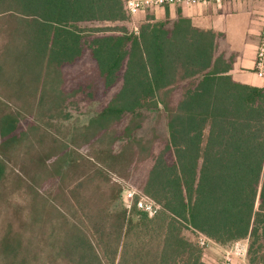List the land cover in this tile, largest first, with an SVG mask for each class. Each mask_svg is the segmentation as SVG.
<instances>
[{"label":"trees","instance_id":"1","mask_svg":"<svg viewBox=\"0 0 264 264\" xmlns=\"http://www.w3.org/2000/svg\"><path fill=\"white\" fill-rule=\"evenodd\" d=\"M178 6L135 31L124 0H0V264H207L200 235L247 239V262L264 264V86L235 80L221 34ZM86 54L100 82L67 84ZM81 101L98 113L52 127ZM158 105L166 142L140 160L137 117ZM145 159L152 216L114 179Z\"/></svg>","mask_w":264,"mask_h":264},{"label":"crops","instance_id":"2","mask_svg":"<svg viewBox=\"0 0 264 264\" xmlns=\"http://www.w3.org/2000/svg\"><path fill=\"white\" fill-rule=\"evenodd\" d=\"M263 6L264 0H225L207 5H185L182 10L194 26L221 34L217 41L218 48L225 55L232 56L230 74L235 80L254 86H264V77H257L253 73ZM179 8L181 7L178 5H171L146 13L151 14L156 20L165 18L172 20L176 18ZM236 243L247 247V239L235 241L229 246L210 242L205 249L203 260L207 264H218L223 252L232 249ZM247 263L246 253L233 256V264Z\"/></svg>","mask_w":264,"mask_h":264},{"label":"rangeland","instance_id":"3","mask_svg":"<svg viewBox=\"0 0 264 264\" xmlns=\"http://www.w3.org/2000/svg\"><path fill=\"white\" fill-rule=\"evenodd\" d=\"M148 15L152 16L149 13H140L134 16L133 18H131L130 21L126 23V26L131 30L133 29L134 26L137 27L141 25V23L144 22L145 18H147ZM92 25L94 26V24ZM228 56L229 54H227V57ZM65 75L67 78L66 80L67 84H69L71 81H77V80L83 83L100 82L96 68L93 62L91 61V59L89 58L88 54H86L79 61L78 64L74 65L73 67L66 68ZM235 78L242 81V79H240L239 77H235ZM183 87H185V82H180L173 89L171 93V104H174L179 99ZM114 91L115 89L110 90L109 95H111ZM99 108L100 106H98V103L96 101H90L89 103L81 101L78 104H73V106L70 107V111H69L71 118L68 121H63L62 123L60 121L53 122L54 125H52V127L54 128L58 127L60 131L63 132L70 129L74 125H82L86 123L87 119L90 116L98 113ZM138 115L139 116L137 117V121L139 123V127L134 131L133 136L140 141L138 147L140 148V150L142 149L140 155V160H141L148 154L147 152L149 150V145H150L149 142H152L150 148L151 150H149L152 153H157L160 149L163 148L167 138V132L165 126L166 114L163 109V106L158 105V107L155 108L141 109ZM128 119L129 116H125L123 120L115 124L112 128L116 130L118 133H121L122 128L124 127ZM54 128H50V129L53 131ZM121 141L117 142V146L115 148L116 150H119L128 142L130 146L134 145V141H130V140H128L127 142L125 140H121ZM149 163L150 161L148 159L139 161V165L137 169L134 168L132 174L126 175L124 179L118 177L117 175H114V179L121 182L124 188L127 185H129L139 190L143 173H145ZM15 170L16 171L21 170L20 165L17 166ZM185 234L189 237L190 236L192 237V233L190 230H185Z\"/></svg>","mask_w":264,"mask_h":264},{"label":"built area","instance_id":"4","mask_svg":"<svg viewBox=\"0 0 264 264\" xmlns=\"http://www.w3.org/2000/svg\"><path fill=\"white\" fill-rule=\"evenodd\" d=\"M222 1L225 0H124V5L127 13L131 18H133L140 13H146L147 11L165 6H185L197 4L207 5L212 3H221ZM133 30L136 31L137 27L134 26ZM253 73L257 77H264V6L262 8V26L259 34V41L255 49ZM124 197L127 208H130L131 205L135 203L136 207L147 213L149 216L156 214L161 208L160 205L153 199L129 185L124 188ZM198 241L199 244L205 248L211 242L203 235L199 236ZM246 251L247 247H243L242 245L236 243L233 245L232 249H227L223 252L218 264H233V256L239 255L240 253L245 254Z\"/></svg>","mask_w":264,"mask_h":264}]
</instances>
